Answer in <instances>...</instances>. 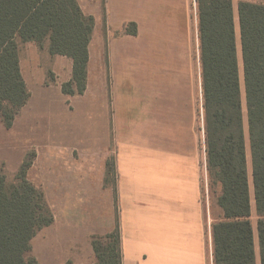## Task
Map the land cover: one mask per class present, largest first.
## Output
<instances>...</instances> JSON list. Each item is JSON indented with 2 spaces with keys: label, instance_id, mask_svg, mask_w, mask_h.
Masks as SVG:
<instances>
[{
  "label": "crops",
  "instance_id": "crops-1",
  "mask_svg": "<svg viewBox=\"0 0 264 264\" xmlns=\"http://www.w3.org/2000/svg\"><path fill=\"white\" fill-rule=\"evenodd\" d=\"M76 2L94 19L84 93L61 92V83L71 79L69 58L55 56L66 61L59 85L42 86L39 67L34 76L41 89L64 97L69 113L78 109L74 101L90 100L91 110H79L93 123L91 144L63 130L60 121L52 119L56 129L51 130L52 122L31 118L35 107L53 104L51 99L32 104L23 57L19 68L30 98L12 127L4 128L27 132L24 150L36 151L27 179L42 189L54 217L41 237L55 240L62 258L64 250H91L92 236L111 233L117 223L122 264H211V225L222 219V211L216 200L208 204L204 198L195 0ZM239 2L231 0L236 50ZM27 44L33 55L36 48ZM110 159L112 186L105 183Z\"/></svg>",
  "mask_w": 264,
  "mask_h": 264
},
{
  "label": "trees",
  "instance_id": "trees-1",
  "mask_svg": "<svg viewBox=\"0 0 264 264\" xmlns=\"http://www.w3.org/2000/svg\"><path fill=\"white\" fill-rule=\"evenodd\" d=\"M195 2L205 170L208 186H219L216 202L222 211V219L211 225V264H264V4L238 3L242 89L231 0ZM93 28V17L84 15L76 0H0L4 128L12 127L30 98L19 68V45L31 42L41 50L47 43L50 56L69 58L71 79L61 92L82 95ZM126 32L134 35L136 30ZM31 162L26 159L11 181L0 167V264H39L31 255V241L54 221L43 191L27 179ZM111 173L108 161L106 184ZM252 199L256 236L250 221ZM91 246L92 264H122L117 223L111 233L92 236Z\"/></svg>",
  "mask_w": 264,
  "mask_h": 264
},
{
  "label": "rangeland",
  "instance_id": "rangeland-1",
  "mask_svg": "<svg viewBox=\"0 0 264 264\" xmlns=\"http://www.w3.org/2000/svg\"><path fill=\"white\" fill-rule=\"evenodd\" d=\"M251 1L253 3L264 4V0H251ZM31 46H34L36 48L35 53L33 55H31L30 45H28L27 43L20 44L19 57L24 58L25 60L24 69L26 73L29 74L31 83L33 85L32 104L33 105L41 104L39 103L41 102V100H50V99L53 104L49 106L50 102H46L47 106L45 105V106L35 107L33 114H30L31 118L33 119L35 118L37 122H45V123L52 122L51 130L56 129V125L53 123V120H55L56 122L60 121L62 123L63 130L65 131L71 130L74 132L73 134H75V136L81 137L83 142H88L91 144L92 140L90 139L91 137L90 133L91 130L93 129V123H91V120L89 121L88 117H84L79 110V107H81L82 110H86V109L91 110V104H89L90 100L78 99L74 101L78 109H76L74 113H69V111L66 109L65 100L63 96L59 95V93H56V91L53 90L41 89L40 87L41 85L38 84V79H37L38 73L36 76L37 81L35 80L34 67H39L40 72H42L41 74L42 86L59 85L58 83L61 82L60 80L57 79L64 77L66 74L65 59H62L63 63H60L57 62L55 56H50L47 49V43L44 44V47L41 50L37 47L35 43H33ZM237 57H238V66H239L240 85L242 88L240 42L237 43ZM30 59H33L35 64H32ZM63 84L64 83H61L60 86H62ZM84 101H88V102L85 103ZM15 133H11V131L6 132L4 127L0 129V167L3 168V172L10 181L13 180L16 172L18 171V169L26 159L33 162L36 157V151L34 148H29L24 150L25 139H29V138H24L23 135H27L26 137H28L27 132H19L16 134ZM109 164L112 167L113 163L111 159L109 160ZM248 176L250 181V188L252 191L251 169H250L249 161H248ZM27 178H28V173H27ZM114 183H115V175L111 173L109 176L108 184L112 186L114 185ZM219 192L220 191H218L216 186L210 188L207 185V187H204L205 202L208 204L215 202V200H217V196L219 195ZM250 221L256 236L257 216L255 212L253 199H252ZM40 231L37 232V234L31 241V255L38 261L39 264H89V263L91 264L92 262L93 263L95 262V256L94 253L92 252V249L89 251L85 249L64 250L62 258H59L61 254L57 252L58 245L54 243L55 240L51 241V238L48 236L47 237L43 236L42 238L41 236L43 234L40 233ZM52 245L53 247H50Z\"/></svg>",
  "mask_w": 264,
  "mask_h": 264
},
{
  "label": "built area",
  "instance_id": "built-area-1",
  "mask_svg": "<svg viewBox=\"0 0 264 264\" xmlns=\"http://www.w3.org/2000/svg\"><path fill=\"white\" fill-rule=\"evenodd\" d=\"M205 172H206V170H205ZM205 181H206V183H205V187H207V176L205 175Z\"/></svg>",
  "mask_w": 264,
  "mask_h": 264
}]
</instances>
